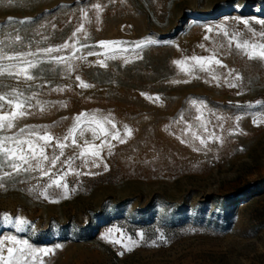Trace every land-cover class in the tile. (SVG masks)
<instances>
[{
    "label": "rangeland",
    "instance_id": "obj_1",
    "mask_svg": "<svg viewBox=\"0 0 264 264\" xmlns=\"http://www.w3.org/2000/svg\"><path fill=\"white\" fill-rule=\"evenodd\" d=\"M96 3L106 5L99 23L91 8ZM82 10H87L91 19L85 23L87 38L79 34L81 43L91 46L82 49L85 55L89 50L103 51L95 47L100 41H124L129 46L149 39L155 43L138 50L142 58L132 54V62L126 65L117 59L108 61L107 69L100 68L95 56L86 62L76 61L77 70L67 78L57 66L45 64L34 70L41 78L32 88H24L25 95L38 91L39 100L56 104L58 98L47 100L44 89L58 86L66 89L64 96L72 97L71 86L77 89L75 76L79 75L97 87L116 83L130 92L143 93L148 104L166 110L174 101L172 93L179 90L176 85L184 84L187 90L178 95L187 103L196 100L206 105L201 115L191 104L208 123V131L197 134L207 139L215 132L222 142L212 140L202 148L192 137L194 128L186 134L188 127L179 124L186 142L180 143L184 156L171 167L140 175L127 173L122 166L127 138L123 144L111 141L115 145L112 154L107 148L102 152L108 171L103 163L98 168H84L76 160L73 168L77 171L99 174L69 173L66 182L69 189L76 190L58 203L39 197L48 178L41 179L38 172L8 179L0 189V239L16 236L33 248L53 250L49 255L40 253L35 264H264V123L253 124V114L264 113V64L247 60L233 46L227 53L221 50L219 58L243 77L239 89L227 87L222 80L217 86L198 69L195 74L200 79L172 83L188 78L173 61L207 56L214 42L222 40L215 33H206V27L226 24L230 32L234 27L243 32V39L250 34L240 20L247 19L253 29L264 31L255 22L264 20V0H0V39L19 32L24 44L18 50H28L24 45L32 50L58 46L81 23ZM202 14L208 17L200 19ZM99 31L103 32L98 38ZM205 35H210L211 41H205ZM217 71L224 73L225 69ZM7 90L0 89V94ZM257 101L262 103L248 107ZM183 108L173 117V124L179 122ZM32 113L19 120L13 132L25 125L48 126L55 137H63L72 127L34 120L32 115L40 113L38 108ZM237 116L241 117L238 122ZM237 123L236 134L229 135ZM84 138L91 140V132L85 131ZM69 145L61 161L79 151L70 141ZM60 167L62 164L57 165ZM25 175L26 182H18ZM48 191L52 195L57 190L53 187ZM5 214L9 220L3 219ZM18 220L24 223L18 224ZM17 227L22 230L17 231ZM138 233H143V239ZM112 240H122L132 250Z\"/></svg>",
    "mask_w": 264,
    "mask_h": 264
},
{
    "label": "snow or ice",
    "instance_id": "obj_2",
    "mask_svg": "<svg viewBox=\"0 0 264 264\" xmlns=\"http://www.w3.org/2000/svg\"><path fill=\"white\" fill-rule=\"evenodd\" d=\"M105 7L106 5L100 3L91 5V8L95 11L97 23L100 22V16ZM9 20L11 22V18ZM255 22L264 27V20H256ZM20 23L27 22L21 21ZM85 23H91V19L89 18L88 11L82 10L81 23L75 28L71 36L58 46L32 50L29 45H24L28 50H18V46L24 44V38L19 32L15 35L6 34L5 39H0V89H9L0 94V189L5 188V181L8 179H16L21 177L22 174L31 175L34 172H38L41 179L48 178V182L43 186V190L38 193L39 197H42L49 203H58L60 199H68L70 191L74 192L76 190L75 187L69 189V185L66 182V177L69 173L77 176L82 174H99L77 171L73 168L76 160L79 159L81 166L84 168H87L89 165L98 168L103 163L104 171H108V165L104 163L102 152L107 148L108 154H112V149L115 145L111 141H117L121 144L126 142L118 130L109 133L105 128V124H111L112 129H116V124L110 117L99 116L95 113L90 115L86 113L78 114L75 117L74 125L63 137H55L48 126L25 125L19 127L18 131L13 132V129L17 128L19 120L33 114L32 109L34 107L38 108L39 112L43 114L56 106L54 103L39 100L38 96L40 93L38 91L25 95L24 88H32L33 83L41 78L38 71L34 70L41 69V66L45 64L55 65L62 70L64 76L67 78L77 70L78 64L76 61L86 62L88 57L93 56L98 57L95 64L100 68L107 69L109 67L108 61L117 59H120L126 65L132 62V54L138 59L142 58L138 50L146 45L155 43V41L149 39L147 41L132 42L129 46L128 42L124 41H100L95 47L103 51L89 50L85 55L82 49L91 47L81 43L79 34L83 33L84 38H87ZM240 23L244 25L250 34L243 39H241L244 36L243 32L235 27L230 32L226 24L206 27V33H215L216 36L222 37V40L214 42L207 56L193 55L173 61L180 72L188 78L174 80L172 83L186 84L190 83L192 79H200L201 77L195 74V70L198 69L199 72L206 73L209 80L215 81L217 86H221L222 80L223 84L227 87L239 89L243 77L235 69H229L223 63L222 59L219 58L220 51L222 50L227 53L234 46L235 50L247 58V60L259 61L264 64V31L258 32L253 29L247 19H241ZM44 39L46 40L47 37ZM203 39L211 41L212 38L210 35H205ZM200 47L205 48V45H200ZM205 50L208 51L207 48ZM63 53L68 54L65 55ZM78 53L80 54L78 55ZM217 69H225V72L220 73ZM75 80L78 81L77 87L81 89L94 87V85L81 79L79 75L75 76ZM9 81L12 83H9ZM205 82L207 83L208 80H205ZM21 85L24 87H20ZM43 86L45 85L39 87ZM65 90V88L60 87L51 89L53 92H63ZM237 94H240V92L238 91ZM142 95L144 94L142 93ZM156 99L158 100L159 97H156ZM33 100H35V104L32 103ZM261 103L257 101L256 105L250 104L248 107H255ZM191 104L202 115V109L206 108V105L202 101L196 100L191 101ZM62 106L66 107L63 104ZM213 115L215 114L213 113ZM197 119H201V116H198ZM217 119L220 120L222 118L217 117ZM240 119V116L236 117L237 122ZM260 123H264V113L260 115L254 113L253 124L259 126ZM201 127L205 132L208 131L207 124L203 120H201ZM220 127L222 128L223 125L221 124ZM124 129L126 135L130 137L132 130L127 125H124ZM237 129L238 123L236 128L229 130V135L236 134ZM85 131L91 132V140L84 138ZM187 131H191L190 125L186 129V134ZM101 136L104 138L101 139ZM192 137L194 140L199 141L202 148H207L208 142L212 140L222 142V137L217 136L215 132L209 133L207 139L196 132H192ZM96 140H100L101 142L97 144L95 143ZM69 141L71 142V146L79 149V151L61 161V157L65 156L64 149L70 146ZM181 143L186 142L181 139ZM48 149H52L51 155L48 154ZM56 150H59L58 153ZM200 150V148H193V151ZM58 164H62V167L57 168ZM53 169H56V171L54 172ZM27 175L23 179H19L18 182L25 183ZM53 187L57 191L49 195L48 190ZM29 191H33V189H29ZM3 219L9 220L10 217L5 214ZM17 223L23 224L24 221L18 220ZM21 230L20 227H17V231ZM138 235L143 239V233H138ZM104 238L108 239L107 236ZM111 242L120 243L128 251L132 250L131 247L124 245L122 240H112ZM131 243L136 245L135 241ZM56 247L60 248L61 246L56 245ZM40 253L49 255L53 253V250L33 248L27 240H19L16 236H6L0 239V264H35L36 258Z\"/></svg>",
    "mask_w": 264,
    "mask_h": 264
},
{
    "label": "bare ground",
    "instance_id": "obj_3",
    "mask_svg": "<svg viewBox=\"0 0 264 264\" xmlns=\"http://www.w3.org/2000/svg\"><path fill=\"white\" fill-rule=\"evenodd\" d=\"M206 17L208 16L202 14L200 19ZM255 18L259 17L256 16ZM102 32L99 31L101 34H98V38L102 35ZM169 71L170 74H173L172 65ZM143 76L146 77V74ZM115 84H107L105 87L94 85L91 90L87 89L88 91L71 86L72 97L64 96V91L53 92L51 89H44L43 94H45L47 100L54 97L59 99L56 103L58 105V111L56 112L62 113L60 114V125L62 127L73 126L75 117L81 113L89 115L95 113L99 116L110 117L115 122L116 129H112L111 124H105L104 126L112 131L118 130L123 138H127V145L123 150L125 159L122 160V166L127 173L136 172L138 174L140 172L141 175L173 166L178 157L184 156V150L180 143L181 139L184 141L185 139L180 134L178 125L181 124L187 127L190 125L198 134L204 133L201 120L208 126L206 120L197 119L199 115L191 109V103H187L184 96L178 95V93L187 90L184 84L176 85L179 90L172 93L174 101L168 104L166 110L162 109L161 105L156 107L148 104L140 93L134 90L130 92L129 89L117 87ZM147 86L150 87L151 85ZM60 97L63 98L60 99ZM183 105L185 109L183 108L179 116V122L173 124V117L180 113ZM32 116L53 119L56 114L55 112L49 113L46 111L43 114L36 113ZM124 125L132 130L130 137L126 135Z\"/></svg>",
    "mask_w": 264,
    "mask_h": 264
},
{
    "label": "crops",
    "instance_id": "obj_4",
    "mask_svg": "<svg viewBox=\"0 0 264 264\" xmlns=\"http://www.w3.org/2000/svg\"><path fill=\"white\" fill-rule=\"evenodd\" d=\"M50 103H55V102L50 101ZM55 105L58 106L57 104H55ZM56 111H58V107L55 108V109H52L49 112V113H54L55 112L56 116L53 119H42V118H37V117H33V119L34 120H38V122H43V123H51V124L54 123V124H56V126H58L60 128V114H62V113H59V112H56ZM54 124H52V125H54Z\"/></svg>",
    "mask_w": 264,
    "mask_h": 264
}]
</instances>
